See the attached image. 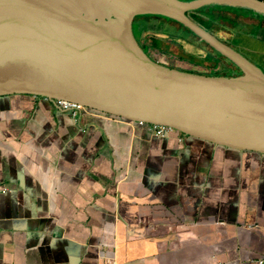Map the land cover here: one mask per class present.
Segmentation results:
<instances>
[{"label": "crops", "instance_id": "0c3cea01", "mask_svg": "<svg viewBox=\"0 0 264 264\" xmlns=\"http://www.w3.org/2000/svg\"><path fill=\"white\" fill-rule=\"evenodd\" d=\"M191 15L264 71V0ZM0 264H264V155L1 96Z\"/></svg>", "mask_w": 264, "mask_h": 264}, {"label": "water", "instance_id": "95a60500", "mask_svg": "<svg viewBox=\"0 0 264 264\" xmlns=\"http://www.w3.org/2000/svg\"><path fill=\"white\" fill-rule=\"evenodd\" d=\"M208 1L0 0V97L68 101L264 155V71L191 17ZM141 15L172 19L242 73L203 75L152 59L134 34Z\"/></svg>", "mask_w": 264, "mask_h": 264}, {"label": "rangeland", "instance_id": "374dc122", "mask_svg": "<svg viewBox=\"0 0 264 264\" xmlns=\"http://www.w3.org/2000/svg\"><path fill=\"white\" fill-rule=\"evenodd\" d=\"M184 2V1H183ZM212 25V23H209ZM205 23H202L204 27L209 26ZM134 34L143 50L149 55L153 57H159L161 59L167 60L172 63L174 59L185 58L187 61L189 59L195 58L198 59L200 56V51L203 49L194 50L190 55L187 53L188 48H184L182 50L181 44L184 46L185 43H189L188 41H184V38H188L190 36L189 31L185 30L184 27L172 19L167 17L159 16V15H141L135 18L134 23ZM191 37V36H190ZM175 40V41H174ZM178 45H177V44ZM180 43V44H179ZM200 46H205L201 44ZM199 48V47H198ZM189 51H192L191 49ZM205 52V51H204ZM209 59H214L209 56ZM210 60V61H211ZM190 61V60H189ZM204 68H201L197 72L200 74H204L202 71ZM216 74V73H214ZM84 111H87L84 109ZM94 114H103L98 113L96 111ZM84 115H89L86 112H83ZM126 123L131 124V122L127 121ZM147 126V125H145ZM148 125L147 127H149ZM157 129L161 130L160 133L153 131V126H150V133H153L155 137L158 138H166L172 134L180 135L177 131L169 132L170 129L157 127ZM179 140L182 141V138L179 136Z\"/></svg>", "mask_w": 264, "mask_h": 264}, {"label": "flooded vegetation", "instance_id": "af4514ba", "mask_svg": "<svg viewBox=\"0 0 264 264\" xmlns=\"http://www.w3.org/2000/svg\"><path fill=\"white\" fill-rule=\"evenodd\" d=\"M135 23V21H134ZM134 28V25H133ZM184 29H186L184 27ZM187 31V30H186ZM193 34V33H192ZM194 35V36H193ZM192 37L188 38V44L185 43L187 47L194 48L195 50L203 49L200 51V56L198 59L192 58L187 61L183 60V62L187 65H190V72L198 73L197 71L201 68H204L202 71H204L203 75H210V76H238L242 73V71L236 67L232 62L227 60L222 55L217 54L214 50H212L204 41H201L198 36L193 34ZM191 41V42H190ZM201 44H204L205 46H200ZM142 47V46H141ZM199 47V48H198ZM143 48V47H142ZM205 51V52H204ZM188 54L194 52V50L189 51L187 50ZM209 56L213 57L214 59H209ZM151 57V56H150ZM154 60H157L158 62L168 65V60L161 59L159 57H151ZM211 60V61H210ZM171 67V66H170ZM216 73V74H214ZM200 74V73H198Z\"/></svg>", "mask_w": 264, "mask_h": 264}, {"label": "built area", "instance_id": "2783aa9c", "mask_svg": "<svg viewBox=\"0 0 264 264\" xmlns=\"http://www.w3.org/2000/svg\"><path fill=\"white\" fill-rule=\"evenodd\" d=\"M56 105L60 109H62L63 111L71 112L73 117H76V116H78L79 113H83V112H86V113L91 114V115H95L94 114L95 112H92L88 108H85L82 105L73 104V103L68 102V101L59 100L56 102ZM84 109H86L87 111H84ZM150 126H153V125H150ZM150 126L148 127L149 131H150ZM157 127H162V126H153V131L160 133L161 130L157 129ZM162 128H166V127H162ZM168 129H170V128H168ZM173 131L174 130L170 129L169 132L171 133ZM261 263H263V262H261Z\"/></svg>", "mask_w": 264, "mask_h": 264}, {"label": "trees", "instance_id": "16d2710c", "mask_svg": "<svg viewBox=\"0 0 264 264\" xmlns=\"http://www.w3.org/2000/svg\"><path fill=\"white\" fill-rule=\"evenodd\" d=\"M191 17H192V15H191ZM193 18V17H192ZM198 22V21H197ZM199 24L201 23L200 21L198 22ZM184 27V26H183ZM185 30H188L187 28L185 29ZM189 31V34H190V36L192 37V32L190 31V30H188ZM194 36V35H193ZM188 38H190V37H188ZM188 38H184L183 40L185 41H189L188 40ZM175 41V40H174ZM191 42V41H190ZM177 44V43H176ZM180 44V43H179ZM178 45V44H177ZM181 47H182V50L184 49V48H188L189 50L191 49V50H195L194 48H191V47H187L186 45H180ZM188 53V52H187ZM185 58H180V59H174L173 61H172V63L168 60V63H169V66H171V67H173V68H177V69H179V70H183V71H190V69H188V68H190V65H187V64H185L184 62H183V60H184ZM179 133V132H178ZM180 135H182V136H185V135H183L182 133H179ZM186 137H188V136H186Z\"/></svg>", "mask_w": 264, "mask_h": 264}, {"label": "bare ground", "instance_id": "6f19581e", "mask_svg": "<svg viewBox=\"0 0 264 264\" xmlns=\"http://www.w3.org/2000/svg\"><path fill=\"white\" fill-rule=\"evenodd\" d=\"M73 104H75V103H73Z\"/></svg>", "mask_w": 264, "mask_h": 264}]
</instances>
